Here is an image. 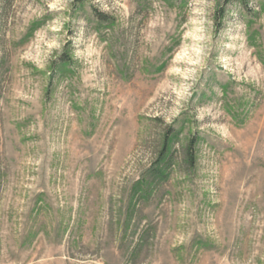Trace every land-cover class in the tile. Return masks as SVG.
<instances>
[{
    "label": "rangeland",
    "instance_id": "1",
    "mask_svg": "<svg viewBox=\"0 0 264 264\" xmlns=\"http://www.w3.org/2000/svg\"><path fill=\"white\" fill-rule=\"evenodd\" d=\"M0 264H264V0H0Z\"/></svg>",
    "mask_w": 264,
    "mask_h": 264
},
{
    "label": "trees",
    "instance_id": "2",
    "mask_svg": "<svg viewBox=\"0 0 264 264\" xmlns=\"http://www.w3.org/2000/svg\"><path fill=\"white\" fill-rule=\"evenodd\" d=\"M193 144H194V141L191 140L190 143H189V145H188V147H187V154H188V157H189L190 160H192V157H193V151H192V149H193ZM165 151H166V146H164V147L159 151V154H158V157H157V159H156V162H158V161H162L163 164L167 162L168 157L165 156V155H166V152H165ZM160 167H161V166H160ZM160 167H159V166H155V167H153V169H151V170H152V172H153L154 174H156V175H160V174H161V169H160Z\"/></svg>",
    "mask_w": 264,
    "mask_h": 264
}]
</instances>
